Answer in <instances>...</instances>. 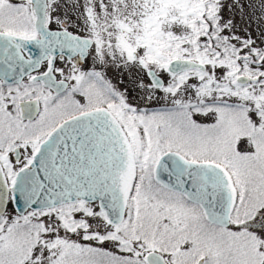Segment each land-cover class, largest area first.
<instances>
[{"label":"snow or ice","instance_id":"snow-or-ice-1","mask_svg":"<svg viewBox=\"0 0 264 264\" xmlns=\"http://www.w3.org/2000/svg\"><path fill=\"white\" fill-rule=\"evenodd\" d=\"M0 264H264V0H0Z\"/></svg>","mask_w":264,"mask_h":264},{"label":"rangeland","instance_id":"rangeland-1","mask_svg":"<svg viewBox=\"0 0 264 264\" xmlns=\"http://www.w3.org/2000/svg\"><path fill=\"white\" fill-rule=\"evenodd\" d=\"M67 2H63V3H71V0H65ZM256 2H258V0H256Z\"/></svg>","mask_w":264,"mask_h":264},{"label":"flooded vegetation","instance_id":"flooded-vegetation-1","mask_svg":"<svg viewBox=\"0 0 264 264\" xmlns=\"http://www.w3.org/2000/svg\"><path fill=\"white\" fill-rule=\"evenodd\" d=\"M61 2L63 3V2H67V1H65V0H61ZM70 30L75 31V29H70Z\"/></svg>","mask_w":264,"mask_h":264}]
</instances>
